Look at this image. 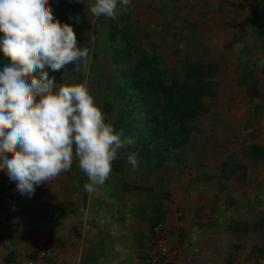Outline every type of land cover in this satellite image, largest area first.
I'll return each instance as SVG.
<instances>
[{
    "label": "rangeland",
    "instance_id": "obj_1",
    "mask_svg": "<svg viewBox=\"0 0 264 264\" xmlns=\"http://www.w3.org/2000/svg\"><path fill=\"white\" fill-rule=\"evenodd\" d=\"M68 2L69 5L64 3L65 10L59 13L58 20L73 27L78 45L87 48L89 54L79 70H73L74 65L69 64L67 68L57 72L49 71V75L54 77L57 88L62 84H86L95 103L104 113L107 123L116 119L122 108L118 90L124 82L120 75V65L112 62V55L115 49L124 47L126 37L121 36L124 33L133 35L136 45L153 55L159 67L169 77H182L186 65L190 62L215 65L214 75L210 79L214 83L213 93L201 98L205 110L192 117L193 130L183 150L177 147L168 152L157 168L154 166L153 157L148 161L137 158L135 169L129 164L128 156L125 157L130 146L126 145L118 151L114 161L125 158V171L121 175L124 177V183L128 187H145L141 188V206H150L158 199L169 200V197H161V193L169 194L173 186L181 191L180 182L190 175H196L198 180L204 175L216 180L214 172L219 171L222 177H226L229 168H233L234 172L239 171L232 161L239 163L237 161L245 158L244 147L252 138L257 137L260 128L264 129V34L254 36L252 28L255 24L251 23L246 14L240 11L233 14L235 11L231 9H219L213 16L210 11L208 14L206 11H199L198 2L190 1L189 5L187 0H132L127 12H118L117 18L113 20L93 17L88 11V5L93 3V0H84V3L81 0ZM260 27L264 30L262 19ZM110 33H113L111 37ZM243 47L250 49L248 58L239 56ZM243 73H249L257 80L261 96L248 98L244 84H241ZM104 103L109 105L108 110L105 109ZM171 127L174 130L173 137H181L177 136L179 131H176L173 125ZM263 132L262 130L260 134ZM123 134L124 137H129L127 133ZM169 138L170 136H162L157 140L159 145L152 143V147L156 146L158 151L165 149L170 145ZM113 185L116 187V184ZM239 189L244 193L246 188ZM97 191H100V186H96L92 192L94 195H100L101 192ZM252 198L247 204L237 201L236 205L241 207L237 213L226 211L228 214L234 213L236 218H232V221H222L224 230L228 231L236 230L233 224L239 226L244 222L246 226L240 227L245 229L250 225L248 230H252L249 236L244 237L239 230L240 238L238 237L236 243L231 242L229 236L226 238L222 231L224 235H221L220 239L223 249L215 252L216 244L212 243L214 233L211 227L203 233H194L193 239L191 235L188 237L174 233L171 234V240L180 253L172 260H177L178 264H255L259 256L264 254V235L260 229H253V223L259 220L262 214L259 204L254 202V199L258 198L256 195H250V199ZM171 201H167L168 206L172 205ZM136 207L138 205H135L133 210L136 211ZM250 208H253L250 212L252 214L248 215ZM171 210L174 211V208ZM175 211L177 218L181 219L182 212ZM217 221L218 219H209L211 224H217ZM228 221L234 223L230 226ZM169 228V225H164L165 236ZM152 230L148 232L149 237ZM139 256L137 258L142 259L141 264H147L142 254ZM198 257H201L199 261L196 259ZM127 262H130V259H127Z\"/></svg>",
    "mask_w": 264,
    "mask_h": 264
},
{
    "label": "crops",
    "instance_id": "obj_2",
    "mask_svg": "<svg viewBox=\"0 0 264 264\" xmlns=\"http://www.w3.org/2000/svg\"><path fill=\"white\" fill-rule=\"evenodd\" d=\"M187 1L189 5L190 1L198 2L199 11H206L207 14L208 11L213 14L219 9H231L235 11L233 14L240 11L249 18L259 6L256 20L251 21L255 24L252 33L257 28L263 30L260 23L261 19L264 20V0ZM260 130L264 131L263 128ZM261 131L256 132L257 137L252 138L249 144L264 147V132L260 134ZM124 159H119L123 163L120 169L112 168L107 183L99 185L100 191L97 192H101L100 195L84 190L83 185L88 182V178L79 169L75 158L70 170L37 186L30 198L20 195L15 182L9 181L7 168H0V256L3 262L20 264L32 258L41 246H45L49 260L55 264H141L142 259L137 258L139 254L145 261L149 250L150 227L147 220L141 219L139 212L133 210L135 205L143 204L140 198L142 189L128 187L124 183V177H121L125 171ZM237 162L246 166L243 178H240L241 171L231 172L233 168H229L226 177H222L219 171L214 172L216 180L207 175L198 180L196 175H190L180 182L181 191L175 186L171 188L169 200H162V207L166 210L163 224L170 227L166 236L170 247L176 246L171 234L191 235L193 239L194 233H203L210 227L214 233L212 243L216 244L215 252L223 249L221 235L226 234V238L229 236L231 242L236 243L240 238L239 229L244 237L249 236L252 230H248L250 225L245 229L240 227L246 226L244 222L235 226L232 225L234 222L229 221L236 218L233 214L241 208L236 205L237 201L247 204L253 200L250 195L258 198L254 202L259 204L264 219V159L245 157ZM243 187L246 188L244 193L239 189ZM170 200L173 203L168 206L167 201ZM175 210L182 212L181 219L177 218ZM248 210L247 214H252L253 208ZM226 211L234 213L228 214ZM211 218L218 219L219 223L211 224ZM224 220H229L228 225L234 226L236 230H224ZM260 230L264 235V220ZM196 259L199 261L201 257ZM204 259L208 260L206 257ZM146 263L149 264L147 260ZM170 263L178 264V261Z\"/></svg>",
    "mask_w": 264,
    "mask_h": 264
},
{
    "label": "clouds",
    "instance_id": "obj_3",
    "mask_svg": "<svg viewBox=\"0 0 264 264\" xmlns=\"http://www.w3.org/2000/svg\"><path fill=\"white\" fill-rule=\"evenodd\" d=\"M131 2L93 0L88 11L115 20ZM0 53L8 61L0 66V168L19 194L30 198L74 158L88 178L86 192L103 185L118 151L133 140L106 122L86 84L57 88L49 75L86 62L89 51L73 27L54 18L50 0H0ZM127 159L135 169L136 153Z\"/></svg>",
    "mask_w": 264,
    "mask_h": 264
},
{
    "label": "trees",
    "instance_id": "obj_4",
    "mask_svg": "<svg viewBox=\"0 0 264 264\" xmlns=\"http://www.w3.org/2000/svg\"><path fill=\"white\" fill-rule=\"evenodd\" d=\"M64 3L68 4L69 2L68 0H50L54 18L58 19L59 13L64 12ZM259 10V6L253 10L250 21L256 20ZM253 34H255L254 36H263L264 30L257 28ZM112 35L113 33H110L109 36ZM121 36L122 38L126 37L125 45L114 50L112 62L120 65V75L124 82L118 90L122 108L111 124L115 131L125 132L133 140L125 157L133 152L136 153L137 158L147 161L153 157L154 166L157 168L168 152L177 147L179 150H183L184 146H187L189 135L193 130L192 117L205 110L201 98L213 93L214 83L210 79L214 75L215 65L190 62L186 65L182 77H169L159 67L156 59L152 57L153 55L151 56L146 50L136 45L133 35L127 32ZM249 51L250 49L243 47L239 56L248 58ZM6 63H8L7 59L0 53V66ZM241 84H244L248 98L253 99L260 95L257 80L251 74H241ZM104 105L108 110L109 105L106 103ZM172 125L176 131H179L177 136L181 137H173L175 135ZM162 136H170V145L158 151L157 140ZM152 143L158 144L152 147ZM243 155L253 160L264 159V147L248 144L244 147ZM121 161L113 162L114 170L123 166ZM232 164L239 168L240 178H243L246 166L236 163L235 160ZM161 197H169V194L161 193ZM136 212H139L138 216L141 219L147 220L150 230L157 224H163L166 215L161 199L153 201L148 207H136ZM263 220L261 217L255 221L253 229H261Z\"/></svg>",
    "mask_w": 264,
    "mask_h": 264
},
{
    "label": "built area",
    "instance_id": "obj_5",
    "mask_svg": "<svg viewBox=\"0 0 264 264\" xmlns=\"http://www.w3.org/2000/svg\"><path fill=\"white\" fill-rule=\"evenodd\" d=\"M152 234L149 240V250L146 253V260L149 264H166L173 262V258L178 256L180 250L175 247H170L166 241V236L163 233L164 224H157L152 228ZM49 254L45 246L38 248L34 256L20 264H55L49 260ZM0 264H15L14 262L5 263L0 256ZM57 264V263H56ZM255 264H264V254L259 256Z\"/></svg>",
    "mask_w": 264,
    "mask_h": 264
}]
</instances>
